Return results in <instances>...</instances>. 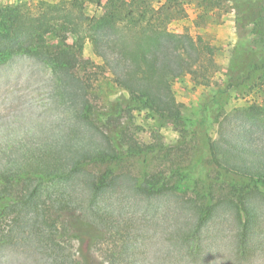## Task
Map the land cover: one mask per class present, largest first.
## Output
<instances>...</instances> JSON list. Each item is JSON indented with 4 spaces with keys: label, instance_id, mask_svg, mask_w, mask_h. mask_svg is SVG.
<instances>
[{
    "label": "trees",
    "instance_id": "1",
    "mask_svg": "<svg viewBox=\"0 0 264 264\" xmlns=\"http://www.w3.org/2000/svg\"><path fill=\"white\" fill-rule=\"evenodd\" d=\"M228 1L239 35L244 37L251 30L249 42L233 48L225 81L217 84L201 119L195 122L178 106L173 82L190 75L203 85L213 84L217 70L215 49L202 36L169 30L181 13L172 2L161 5L152 0H71L32 9L0 0V69L10 68L22 58L42 64L51 80L54 106L64 107L68 113L62 120L70 121L54 137L35 142L31 139L35 145L41 141L36 152L25 147L24 152L19 151L21 159L10 155L7 164L0 167V221L15 211L19 218L24 212H38L43 197L58 205L56 212L62 214L69 204L66 195L70 194L54 195L57 192L51 194L42 187L46 183L69 188L80 185L88 197V206L77 224L71 228L67 225L70 223L62 224L65 232L60 229V237L76 232V239L80 237L87 244L102 242L116 229L100 200L124 184L146 200L177 195L194 210L196 223L183 234L192 257H198L202 251L199 233L203 225L219 209L234 210L241 224L238 253L246 256L257 224L256 210L250 204L252 192H247L246 186L259 192L264 190V143L256 137L259 134L264 138V113L247 111L243 118L246 126L225 146H214L207 128L214 118L226 113L232 91L264 87V0ZM91 6L96 8L92 14L88 11ZM87 43L103 60L104 71L111 72L115 83L126 92L114 102L99 104L98 79L93 78L95 74L90 70L95 66L84 58ZM137 114L158 116L184 127V140L194 134L192 128L201 131V144L195 148L197 163L179 168L176 181L157 174L128 177L119 173L121 165L129 160L147 162L163 148L146 144L138 137ZM27 132L32 138L33 130ZM6 143L8 149L14 148L11 142ZM206 154H210L215 176H211L210 187L201 190L191 172L200 166ZM240 181L243 187L238 186ZM217 186L228 193L236 192L224 195L221 191L217 195ZM191 192L194 197L188 196ZM40 235L36 233V237ZM15 237L13 230L0 233V247ZM51 237H55L54 232ZM112 260L108 262L114 264ZM79 264L91 262L85 259Z\"/></svg>",
    "mask_w": 264,
    "mask_h": 264
},
{
    "label": "rangeland",
    "instance_id": "2",
    "mask_svg": "<svg viewBox=\"0 0 264 264\" xmlns=\"http://www.w3.org/2000/svg\"><path fill=\"white\" fill-rule=\"evenodd\" d=\"M65 1L71 0H2V3L18 2L36 9L42 5ZM152 1L161 5L172 2L181 11L179 19L169 26L171 32L189 31L194 37L202 36L215 49L217 70L212 78L213 84L203 85L190 75L179 77L173 82L178 106L186 117L198 122L208 97L218 88L217 84L226 79L231 51L249 42L251 30L244 37L239 35L235 27L236 16L228 0ZM95 9V6H91L88 11L92 14ZM84 58L95 66L90 70L95 74L93 78L98 79L96 94L99 104L106 105L126 94L115 83L111 72L104 71V62L96 55L90 43L85 46ZM10 66L0 69V145L3 149L0 152V167L7 164L10 155L21 159L19 151L24 152L25 147L36 152L41 141L35 145L31 139L35 142L47 136L54 137L60 132L61 126L70 124V121L66 123V120H62L66 118L67 110L62 106H54L56 100L51 80L42 64L22 58ZM231 96L226 113L214 118L208 128L205 127L216 147L225 146L227 141L243 130L246 126L243 118L247 111L254 114L261 110L264 113V87L254 91H232ZM137 116L135 132L138 137L146 144L163 148L147 162H144L145 159H136L124 163L119 168L120 174L128 177H138L142 173L157 174L173 177L176 181L179 168L197 163L195 148L196 144H201L200 130L192 128L194 134L184 140L181 135L184 127H177L174 122H167L158 116ZM28 129L33 130L32 138ZM256 135L262 139L263 144L264 138ZM249 140L252 141L251 138ZM6 142H11L14 148L8 149ZM209 161L210 154H206L200 166L194 167L191 172L200 182L201 190L210 187L211 176H215ZM242 184L240 181L238 186ZM44 185L42 188H47L51 194H70L66 195L69 204L59 214L56 212L59 210L58 205H53L49 198L47 200L43 197L38 212H24L19 218L18 211H15L12 216L0 221L1 234L13 230L16 235L15 239L0 247V264H53L55 261L56 264H79L85 259L91 264H111L108 260L112 259L114 264L115 259L116 264H264V190L259 192L253 186L247 185L246 190L252 192L250 204L256 210L257 224L249 241L247 255L241 257L238 253L241 224L237 214L234 210L222 208L203 225L199 233L202 251L198 257H192L186 248L183 234L196 223L195 212L176 198L177 195L146 200L123 184L100 200L101 207L110 212L112 228L116 230L105 241L87 244L80 237L76 239V232L68 237H60L59 234L60 229L65 232L62 226L64 222L70 223L67 224L69 228L77 224L81 212L88 206V197L81 186L69 188L63 184L57 187L49 183ZM215 190L217 195L221 191L224 195L236 192L232 190L228 193L221 190L220 186ZM188 196L195 195L191 192ZM37 232L41 234L39 237H36ZM52 232L55 233L54 238L51 237ZM124 246L127 249L123 250Z\"/></svg>",
    "mask_w": 264,
    "mask_h": 264
}]
</instances>
